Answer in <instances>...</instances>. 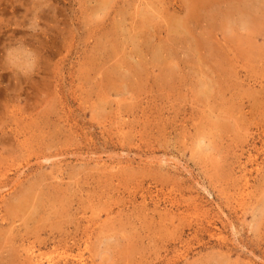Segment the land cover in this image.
Wrapping results in <instances>:
<instances>
[{
    "label": "rangeland",
    "instance_id": "rangeland-1",
    "mask_svg": "<svg viewBox=\"0 0 264 264\" xmlns=\"http://www.w3.org/2000/svg\"><path fill=\"white\" fill-rule=\"evenodd\" d=\"M0 264H264V0H0Z\"/></svg>",
    "mask_w": 264,
    "mask_h": 264
}]
</instances>
